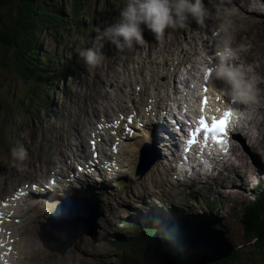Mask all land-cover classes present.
Segmentation results:
<instances>
[{"label":"rangeland","instance_id":"374dc122","mask_svg":"<svg viewBox=\"0 0 264 264\" xmlns=\"http://www.w3.org/2000/svg\"><path fill=\"white\" fill-rule=\"evenodd\" d=\"M49 1L57 6L62 5V7L65 8L72 7L69 4V0H46V3L49 4ZM246 1L247 0H204V3L211 11H214L215 5L223 4V6L233 9L234 12H238L233 17L235 22V39L233 46L237 47L238 45L243 44L249 47L247 51H238L235 60L238 64L250 65L253 71L259 75L261 79L256 85V101L245 105L244 107L247 106V108L243 107L244 109L238 111L237 115L238 119L245 118L249 121V123L242 126V133L247 141L256 145V152L259 157L262 158L261 161L259 160L260 164L264 165V22L259 19L262 14L264 15V12L262 13L261 11L260 13H255L252 9L253 7L250 0H248L250 3H248L247 6H244V2ZM44 2L45 1L41 0L39 2L40 6L48 7V5H45ZM77 2L78 6L82 8V13L85 16H79L72 22L73 25L70 27V32L61 30L56 34L51 32L45 35L41 42L42 53H40V56L46 60L48 66L52 67L50 70H56L54 61L57 59L60 60L62 67V74H59L58 81L54 86L53 84H49L48 89H45L44 91L45 99L50 102V104L47 105L46 110L37 106L35 109H30L31 112L30 110L25 112V110H23L24 105L26 102L30 103L27 95L25 94L27 91L25 82L21 79H16L14 82H7V78L9 77L6 74L8 71L0 69V105L4 106V104H6L7 107L5 108V112H1L0 108V123L6 125V128L11 132L13 137L10 140V145L13 144V149L10 152L6 150V147L0 145V188L6 187L8 192L12 186L17 184L14 179L18 178V176H15L16 173L9 178V175H12L9 170L12 166L18 170L20 179L24 180L28 174H32L34 178H36L35 175L39 177L42 176L43 174L41 175V173L44 172L46 176V171H53V168L50 166L52 164V159L57 160L56 166L60 168V164H58L57 151L62 150V153L66 156L67 150L71 149L74 153V157L80 158V156L83 155L81 152H77L80 150V147L77 145L78 142H82L84 144V150L86 151V142L80 132H78L79 124L77 122L79 118H81V110H83L82 112L84 114H87L86 122L87 119H89L88 113L91 109L83 107L85 104L90 106L93 103V100L90 99L95 98V91L98 92L102 83L106 80L107 75L110 74V71H108L109 65H112L114 62L119 63L127 60L126 62L129 61V66L133 73V69L138 66L136 65L138 64V62H136V58H138L141 53L144 54V58H147V50H149L148 54H152L155 52L154 48H159L161 53L159 57L154 60V63L158 65V71H162L163 75L159 76L160 79H158V81L162 84H168L166 88L161 90V94L164 95L169 92V104L174 105V91H176V85L171 84L173 74L175 73V77L179 74L180 77L184 72H188L181 67L185 57L180 65L175 62L173 63L175 60L173 56L174 53H169V50L179 48L183 53L184 49L191 52V48L195 44L200 43L199 52L201 54H207L206 50L211 43L208 46L202 45L201 41H199L198 35L200 34L198 33L206 30L208 31L206 32L207 37L215 40V38L211 35H208V33L212 30H217V20L214 16L206 19L202 25L197 24L191 17H189L183 27L178 26L174 29V31H171V29L165 30H170L167 34L169 40L164 39L158 41L157 37L145 29L143 31V38L146 43L133 45L131 48L125 47L123 49H117L115 46L103 41L102 43L104 44V47L101 49V52L104 59L95 67H87L83 60L78 58L77 50L94 46L99 47V43L94 41V37L97 35V27H103L106 22L111 23L114 17L118 16L120 9L123 7L124 0H77L76 3ZM256 2L253 1L252 4H256L257 8L258 0H256ZM261 3L264 4V0H262ZM250 10L253 11L250 13L248 12ZM0 18L2 17L0 16ZM64 19L71 22L73 17L69 18L67 16L64 17ZM79 19L82 23L83 36L71 34L72 31L80 28ZM85 25H87L86 28ZM66 28H69V24ZM259 29L262 31V34ZM195 34V44L191 45L190 38ZM217 40H219V36ZM212 44L216 50L218 43ZM132 56L133 58L131 59ZM208 62V56L206 61L204 60V57H194L191 63L194 66V71L192 73L194 75H198V70L202 67V63ZM169 69H172V71H169ZM150 75L151 74H148L144 68V72L142 71L138 76L141 80H143V87L140 92L142 95L135 98L136 102L135 104H132V106H139L137 108H141V110L143 109L141 105L143 103L142 96H146L152 91V81ZM54 80H56V77ZM217 82L219 81H216L215 83ZM137 83L138 82L135 79L131 81L130 89L133 90ZM52 86L54 89L53 91L50 90ZM211 89L214 90L215 94L218 93L213 86H211ZM60 93H63V96ZM105 99L106 96L101 98L104 103ZM122 102L123 106L129 107V104L126 103L124 96L122 98ZM34 104L35 102L33 103V106ZM242 112L245 113L246 116L243 115L241 117ZM138 138L141 137L138 136ZM15 144H19L24 148L26 156L23 160L13 157V151L16 148ZM72 144H76V146ZM247 146L248 142H245V144H240L239 146L235 145L231 149V156H235L237 160L235 162L238 163L235 167L239 170V172L244 173L245 176H241L240 178L243 179L245 183L240 182V184H237L236 186L234 185L233 189H231L232 191H221L223 188H228L229 182L237 179L235 172L227 166L223 170L221 178H219L217 184L215 183L216 189L212 193V196L205 192L207 197L204 194L203 185H191L192 188H197L198 191L200 190L199 192H195L197 194L186 193V190L189 187L188 183L187 185H181L178 187L181 182L175 178L178 172L177 170L174 171L175 167L170 168L167 166L168 177L166 178H162L161 175L156 177L155 174L151 176L153 183H149L142 178H140L142 180H138L133 176L132 172V165L135 164L136 156L130 153L126 154L124 158L125 161H123L126 165L117 170L119 177L111 179L106 187L100 185V182L94 181L95 189L92 190L93 194H98L102 199L101 201L99 200V203L102 202L101 218L97 221L98 227L95 230L97 237L95 239L82 237L68 250H66L63 255H59L57 252L50 253L43 247L39 239V226L41 223H45L49 219L50 215L53 213V210H51L52 208L46 209L47 211H41L43 209H35L32 214L30 213L24 217L20 225V227L24 228L22 236L27 239L28 248L31 252H34V256L29 260V263L117 264L116 252L112 249V245L109 243L111 240L110 238L113 237V235L118 237L117 234L119 232L114 229V226L116 224L115 227L120 229L123 224H119V222L132 218V214L135 215L137 213H144L141 203L145 200L150 201L151 205L159 207L161 202L168 200V197H174L175 201L182 203V209H187L190 213H194L190 204L191 198L193 201L197 196L200 198L197 201H194L195 205L198 207V204L204 205L203 202H201L203 194L206 197L207 203L210 202L213 197H222L225 192H228V195L231 197L236 195L240 196L245 204H248V201L252 202V196L248 192L241 189L243 186L242 184H248V179L251 182L252 179L254 180V177L252 176H255V173H252L254 170L252 167L254 166L252 155L250 153H245V158L242 159V162L239 160L241 150L244 151ZM87 154L88 153L85 152V156ZM11 159L18 162L12 165ZM129 160H132L131 166L128 165ZM60 161H65V159H61ZM70 162L71 159L67 160V167H70ZM261 165L260 168L263 169V166ZM178 167H176V169ZM72 168H74V163L72 164ZM159 173L161 174L162 172ZM150 174L151 173L148 175ZM219 174L220 173L214 175L213 178L206 180V182H209L210 180L215 182ZM48 177L49 175L44 178L45 183H47ZM30 179H33V177ZM261 180H264V177L261 178ZM158 182H166L170 184L173 191L167 192L165 189V198H159L156 196L157 190H153L152 192H142L139 187H134L135 184L139 183H145L150 187H153V185H156ZM83 191L87 194H91L86 190ZM2 192L4 194L0 192V196L4 197L5 194H7L5 193L6 190H3ZM140 193L146 194V198L139 199ZM56 198L57 197L54 196L50 202H55ZM50 202H48V204ZM106 204L108 206L105 208ZM227 207L231 208L230 205L225 203L223 204V207H220V219L224 218L225 220L220 221L217 227L224 230L227 238L230 237L232 239L234 260H232V257L229 258L233 253L232 251L225 260H222L224 261L222 264H264V252H262V249L256 247L254 240L252 241L251 239L244 237L246 234L244 233V230L239 227L237 217L230 215L227 218L229 212H224ZM238 207L241 206L239 205ZM180 212L181 211H179V213ZM198 213L188 215L187 217L188 219L190 218V220L194 219L193 221L199 222L201 219L198 220L197 215L199 217H201V215ZM207 213L208 212H205V216ZM34 220H37V222L34 223ZM173 220L174 218L171 219L172 222ZM211 224H213V221ZM91 229L93 231V227ZM209 232L211 233V231ZM149 241L153 243L152 239ZM50 244L54 248L62 247L60 244H56V246L53 240H50ZM203 252L204 251H202V253ZM188 258L190 260L192 259V261L196 259L193 252L190 253ZM177 261L180 262L181 259L179 258Z\"/></svg>","mask_w":264,"mask_h":264},{"label":"clouds","instance_id":"9594fccd","mask_svg":"<svg viewBox=\"0 0 264 264\" xmlns=\"http://www.w3.org/2000/svg\"><path fill=\"white\" fill-rule=\"evenodd\" d=\"M235 12L231 8L217 4L211 11L204 0H124L118 16L111 23L97 27L94 41L99 47H89L77 50L78 58L87 67H95L104 59L101 49L103 41L117 49L131 48L133 45L146 43L143 31L147 29L155 37H161L166 29L183 27L189 17L202 25L206 19L214 16L217 20L219 40L215 51L216 62L211 68L202 63L204 75L209 73L212 81H221L219 89L227 97V108L224 112L235 113V105H244L256 101V85L261 77L250 65L234 63L238 51H247L249 46L240 44L233 46L235 39ZM143 26V27H142ZM207 60V54H201ZM213 88L214 85L212 83ZM13 155L23 160L26 152L23 147L13 151Z\"/></svg>","mask_w":264,"mask_h":264},{"label":"bare ground","instance_id":"6f19581e","mask_svg":"<svg viewBox=\"0 0 264 264\" xmlns=\"http://www.w3.org/2000/svg\"><path fill=\"white\" fill-rule=\"evenodd\" d=\"M248 3H250L248 0L246 2H244V6H247ZM254 12L255 13H257V12L260 13L261 10H258V11H255L254 10ZM206 34L207 33L203 32V35H198L199 41H204L205 38L207 37ZM203 37H205V38H203ZM195 40H196V35H193L192 36V39H190V43H195ZM207 41L208 42H212V43H214L216 41L218 42L217 39L214 40L212 38L211 39H208ZM140 67L141 68H144L143 66H140ZM149 72L153 76L152 87H151V90L152 91L150 93H148L146 95V97L150 100V103L149 104H151L150 107L152 108L150 110V113H154L155 112V107L157 105L155 99H157L159 97V92L158 91L162 90V85L159 84L157 80L159 78V75H163V72L162 71H158V65H156V63H152V66H150V68H149ZM136 75H138L137 69H135L134 72L129 75V77H128L129 80H133ZM200 75L201 74H198V76H200ZM198 76H196V77H198ZM215 82L216 81H213V83H215ZM188 83H190V82H188ZM188 83L176 84V90L177 89H182ZM217 83H218V85H216L217 86V89L223 87V84L220 83V81L217 82ZM185 88H187V87L185 86ZM202 88H205V87H202ZM189 91L190 92H193L194 95L197 94L196 93V87H195V85H193L192 88H191V90H189ZM198 91L201 92V93H204L203 90H200L199 89ZM95 94H96V96H95L96 99H101V98H103V97H105L107 95V92L102 93V92H100L98 90V92L95 91ZM218 96H219L218 98H220V99L222 98L223 100L227 101V97L225 95H223V93H220ZM110 99L111 98H109V100ZM214 99L215 98L213 97V98H211V100H207V105L205 106V108H203V111H204V109H208V108L214 109L215 106H219L220 105V100H215L216 101L215 103L217 105L212 106L213 103H214ZM110 102H113V100H110ZM197 102H199V100H197L196 98H193V97L192 98H186V99H183L182 100V104H185V110L187 111V113H189L191 115H194V113H195V107L197 105ZM115 106H116L117 109H119L121 111H124L125 110V108H123L122 106H120V105H118L116 103H115ZM223 106H225V104ZM223 106H220L221 111H222V107ZM244 106L245 105H239V107L241 109H239L237 105H235L234 107L238 111H241L242 109L247 108V106L246 107H244ZM2 107L6 108V104H4V106H2ZM199 109H201V106L199 107ZM185 110L183 112H185ZM223 110H226L225 107H223ZM81 111H83V110H81ZM160 111L161 112H164V108H162ZM221 111L220 112H217L218 113V116H222V112ZM87 112H88V110H87ZM145 114H146L145 113V110H143V112L141 114V118L144 119V121L146 122V120H148V119H147V116H145ZM244 116H246L245 113H244ZM148 117L150 118L151 117V114H149ZM153 119H154V121L156 123H157V121L160 120L159 116H156ZM161 123H163V124H161ZM161 123L158 124V125L156 124V128L153 130L154 131V134L153 135L155 137H157V139H156V141H157L156 147H157V152H158L159 159L162 162H167V160L170 157V154L169 153H173L176 157L178 156V153H177L178 150H175V148H176L175 143H177V141L181 137L180 136L175 137V133L173 135H169L168 133H165V131H160L158 129V128H165V129L169 130L172 127L175 128V118H172V119L168 120V123L169 124L167 122H161ZM176 124H179V122H176ZM227 129H228V132H229V130L231 129V127L228 126ZM182 131H183V129L181 128L179 134H181ZM133 136L135 137V139H133V138L130 139L129 140V143H130V146H134L136 150H138V148L141 147V146H143L144 144L151 143V141H152V139H149L150 136L147 137V138H142V137L141 138H138V136L136 134H134V133H133ZM237 140H238V137H236V138L233 139V141H237ZM224 143H226V142H222V143H220V144H218V145H216L214 147V149H215L214 153L212 151V153H213L212 159L215 160L214 163H211L210 160L209 161L207 160L206 162H204L205 160H203L204 159L203 157H200L198 159L196 157H193L191 159L190 164H188L187 166H184V167H178L176 169L178 172H177V174L175 176L181 182V184L178 185V187L181 186V185H187V183H188V186L189 187L186 190V192L193 193V194H197L195 192H199L200 190L198 191L197 188H195V189L192 188V186L190 184L191 182H194L195 183L194 185L200 184V185H203L204 186V189H203L204 194L206 192L207 194H210V196H212V193L216 189L215 188V183L217 184V181L219 180V178H221V175L223 173V170L227 166H229L235 172V175L237 177V179L235 181H233V187H234V185L236 186L237 184H240V182H244V180L243 179H240V177L238 176V174L236 173V171L229 165V161L226 158H222L221 159V157L219 156V147L222 144H224ZM72 145L76 146V144H72ZM77 145L80 147V150H78L77 152H81V154H83V156H85V152L86 151L84 150L85 149L84 148V144L82 142H78ZM190 146H191V142L188 140V143H187L186 147H190ZM228 146H229V143H228ZM57 153H58V161H60L61 159H65V161L61 162L60 164H63V166L66 167V168H68V169H69V167H67L68 166L67 160L71 159V164H70L71 165V173L73 174L74 172H73V168H72V164H73L72 158H74V153L72 152V150L71 149H68L66 156H64V154L62 153V150L61 151H57ZM134 153H136V151H130V154H134ZM106 155H107V152H102L101 153V156H106ZM90 159H93L95 161H98L97 159L92 158V157H90ZM115 159L117 160L116 163H122L120 153H118L115 156ZM51 161H52V164H55L54 159H52ZM168 162L170 163V166H171V165L175 164L176 161H175V159H169ZM201 163H204V164H201ZM121 165H123V163ZM130 165H132V160H130ZM200 167H203L204 169H206V173L204 175H202L201 177L198 178L197 175H196V172L200 169ZM74 169H76V167H74ZM163 170H164L163 167L162 166H159L158 168L154 169L151 172L150 175L143 176L142 179H144L145 181H148L150 183H153V180H152V177L151 176H153L155 174L156 177H159L162 174V173L160 174L159 172H162ZM59 171L61 172V168H59ZM113 172H114V169H112L111 173H113ZM218 173H220V174L217 177V180L215 182H212L211 180L209 182H206V180H209V179L213 178L214 175H216ZM46 174H47L46 176H48V175L52 174V172L51 171H46ZM55 175H57V174H55ZM55 175H54V177L57 179V177ZM208 175H210L211 177L209 178ZM107 182H108V179L104 180L102 182V185H104ZM157 185L160 186V187H162V188H164L167 184L158 183ZM53 186L54 185L50 183V184L46 185V187L44 189L51 188ZM54 187H56V186H54ZM233 187L232 188H229V187L228 188H223V190H221V191H224V190L229 191V190L233 189ZM56 191L57 192L59 191V189L57 187H56ZM150 192H152V190ZM207 194H205L206 197H207ZM24 196H25V190L23 188H20L19 191H18V193H17V195L15 197L8 196V194H5V196L1 198V201L3 203H5V202H11V201H14L15 199H21ZM139 196L142 197L143 194L140 193ZM197 198H198V196H197ZM219 198H220L219 196H216L215 198L213 197L211 199V201L207 203L208 205H200V204H198L199 206L197 207V209H199L200 211H207L208 212L207 214H209V212H212V213H214L216 215L217 213H219L220 207L218 209V212H214L213 210H216V209L214 208L215 206H213V203L217 202ZM71 199H72V196H71ZM251 200H253V199L251 198ZM252 202L248 201V204H250ZM248 204H246V205H248ZM12 209L14 210L15 213H18L19 212V210H18L19 209V206L15 207V208H12ZM7 216H9V215H4V216H1V217H7ZM15 218H17V217H13L12 220L15 219ZM206 223H208V222L205 221V220L202 221V224L203 225H205ZM210 227H211V225H208V230L209 231H211ZM172 228L175 229L176 231H180L181 230V226H175L173 224H172ZM1 229H2V225H0V230ZM9 230H12L13 238H15V242L13 244V248H11L9 250V254L6 255V256H4V257H2V258H0V264H30L29 263V260L34 256V252L32 251L33 252L32 253L31 250L28 248V246H27V239L21 237L23 235L24 228L12 224L11 227L9 228ZM162 231H163L164 234L163 235H160L159 236V239H161V241L163 243H165V244H170L172 242V240L170 238L171 235H172V232L171 233H167L166 230H162ZM51 235L54 236V237H56V239L59 241V243H62L61 240L54 233H52ZM40 237H42L41 236V233H40ZM64 245H66V244H64ZM60 248H63V247H60ZM177 248L178 249H183L184 247L178 245Z\"/></svg>","mask_w":264,"mask_h":264},{"label":"trees","instance_id":"16d2710c","mask_svg":"<svg viewBox=\"0 0 264 264\" xmlns=\"http://www.w3.org/2000/svg\"><path fill=\"white\" fill-rule=\"evenodd\" d=\"M41 0H0V69H5L9 78L17 77L32 85L30 93L37 94L41 88L53 81V75L46 60L40 56L41 42L45 35L66 28L69 20L82 12L77 0L72 11L66 12L62 5L49 1L48 7L40 6ZM40 6V7H39ZM56 74V71H55ZM239 227L244 230V237L254 240L257 248L264 252V196L260 203L253 202L242 210L238 207ZM145 235H148L146 228ZM142 229V230H143ZM121 247L120 264H143L142 251L144 243ZM234 256V251L229 258ZM228 258V259H229ZM218 261L214 264H222Z\"/></svg>","mask_w":264,"mask_h":264},{"label":"water","instance_id":"95a60500","mask_svg":"<svg viewBox=\"0 0 264 264\" xmlns=\"http://www.w3.org/2000/svg\"><path fill=\"white\" fill-rule=\"evenodd\" d=\"M146 156H147V146L144 145L141 148L139 162L136 168V175L138 176H142V174L146 172L153 164V162L146 163L147 160ZM190 231H192V229H190ZM193 233L196 234V237H191L190 239L188 237L187 241L190 243H194L197 248H205L210 250V252H212V256L203 261L199 260L195 262V260H193L195 263L192 264H205L208 262H213L223 257H226L231 253V248L229 247L228 243L226 242V240L223 238L222 235L212 237L210 233L204 232L203 230H201L200 232L193 231ZM157 253L158 252L153 249L151 252L149 246L146 245L145 251L143 253L144 256L143 262L145 264H178V263H174L171 259H165L164 262L163 261L158 262L159 259ZM191 261L192 259L190 260V262ZM184 264H188V263L185 262Z\"/></svg>","mask_w":264,"mask_h":264},{"label":"snow or ice","instance_id":"6c2138e0","mask_svg":"<svg viewBox=\"0 0 264 264\" xmlns=\"http://www.w3.org/2000/svg\"><path fill=\"white\" fill-rule=\"evenodd\" d=\"M208 89L205 87L204 88V92L207 93ZM219 99V98H217ZM202 107H201V111H203V106H205L207 104V96L204 97V99L201 101ZM231 117V112H224L223 113V118L220 120H213V123L211 125V127L208 126V124L206 123L205 119L202 117L199 120V124L201 125V129L204 132H211L213 133V140L217 143H222V140L217 139L216 137V133L219 132L220 134H224L225 130H226V126L227 123L229 122V119ZM94 141H93V147H94ZM33 190H35V185H33Z\"/></svg>","mask_w":264,"mask_h":264}]
</instances>
